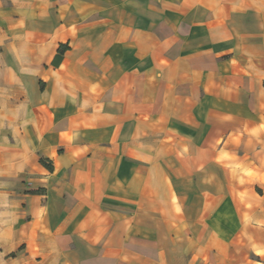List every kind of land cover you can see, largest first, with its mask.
Segmentation results:
<instances>
[{
	"label": "crops",
	"instance_id": "0c3cea01",
	"mask_svg": "<svg viewBox=\"0 0 264 264\" xmlns=\"http://www.w3.org/2000/svg\"><path fill=\"white\" fill-rule=\"evenodd\" d=\"M0 264H264V0H0Z\"/></svg>",
	"mask_w": 264,
	"mask_h": 264
},
{
	"label": "trees",
	"instance_id": "16d2710c",
	"mask_svg": "<svg viewBox=\"0 0 264 264\" xmlns=\"http://www.w3.org/2000/svg\"><path fill=\"white\" fill-rule=\"evenodd\" d=\"M65 49V46H62L61 48H60V52L59 53H62V51Z\"/></svg>",
	"mask_w": 264,
	"mask_h": 264
}]
</instances>
